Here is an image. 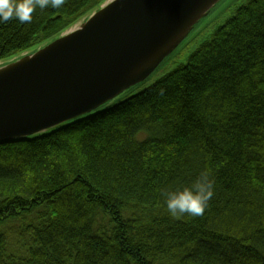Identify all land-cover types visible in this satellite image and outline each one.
Returning <instances> with one entry per match:
<instances>
[{
  "label": "trees",
  "instance_id": "1",
  "mask_svg": "<svg viewBox=\"0 0 264 264\" xmlns=\"http://www.w3.org/2000/svg\"><path fill=\"white\" fill-rule=\"evenodd\" d=\"M107 0L0 22V62L54 41ZM208 170L200 216L163 192ZM0 264H264V0H249L147 90L0 144Z\"/></svg>",
  "mask_w": 264,
  "mask_h": 264
},
{
  "label": "water",
  "instance_id": "2",
  "mask_svg": "<svg viewBox=\"0 0 264 264\" xmlns=\"http://www.w3.org/2000/svg\"><path fill=\"white\" fill-rule=\"evenodd\" d=\"M222 0H107L32 53L0 66V144L96 110L145 81Z\"/></svg>",
  "mask_w": 264,
  "mask_h": 264
},
{
  "label": "clouds",
  "instance_id": "3",
  "mask_svg": "<svg viewBox=\"0 0 264 264\" xmlns=\"http://www.w3.org/2000/svg\"><path fill=\"white\" fill-rule=\"evenodd\" d=\"M64 3L65 0H0V22L15 19L20 23H30L37 8L45 9L51 5L59 9ZM213 195L214 181L211 173L204 170L190 184L165 190L163 203L167 213L173 217L200 216Z\"/></svg>",
  "mask_w": 264,
  "mask_h": 264
},
{
  "label": "rangeland",
  "instance_id": "4",
  "mask_svg": "<svg viewBox=\"0 0 264 264\" xmlns=\"http://www.w3.org/2000/svg\"><path fill=\"white\" fill-rule=\"evenodd\" d=\"M248 1L249 0H222L211 11L209 16L200 22V24L196 27V29H194L190 36L167 59H165L145 81L127 89L114 99L106 102L96 110L80 119H84L94 114L106 111L124 102L125 100L136 96L137 94L153 86L164 76L172 73L181 65L187 64L189 57L199 48V46L209 41L215 31L223 26L229 19H231L235 15L236 11L240 7L244 6ZM13 59H15V57L7 61L0 62V66L10 62Z\"/></svg>",
  "mask_w": 264,
  "mask_h": 264
}]
</instances>
